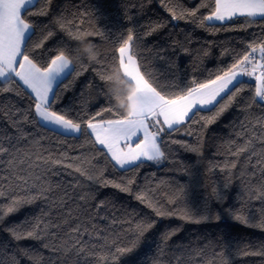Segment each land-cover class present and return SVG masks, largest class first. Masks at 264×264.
Returning <instances> with one entry per match:
<instances>
[{"label": "trees", "instance_id": "1", "mask_svg": "<svg viewBox=\"0 0 264 264\" xmlns=\"http://www.w3.org/2000/svg\"><path fill=\"white\" fill-rule=\"evenodd\" d=\"M215 0H36L22 55L70 72L48 108L80 126L42 124L17 78L0 79V264H264V103L244 78L162 130L159 160L120 168L87 131L128 118L143 78L168 101L264 50V16L211 23Z\"/></svg>", "mask_w": 264, "mask_h": 264}, {"label": "crops", "instance_id": "2", "mask_svg": "<svg viewBox=\"0 0 264 264\" xmlns=\"http://www.w3.org/2000/svg\"><path fill=\"white\" fill-rule=\"evenodd\" d=\"M35 1L0 0V79L15 77L31 92L37 101L36 114L42 124L66 134H79V125L48 108L56 85L72 68L70 60L58 56L43 70L22 55L31 26L21 14ZM215 3L214 12L208 17L211 23H223L236 16H264V0H215ZM119 54L125 77L135 85V91L130 97L131 114L125 119L89 123L87 131L120 168L139 161L161 158L157 139L159 133L154 132L150 124L152 117L161 130L171 129L184 122L194 110L214 105L241 79L256 81L252 70L241 67L168 101L143 78L128 45H124ZM256 62V59H248L244 64L254 65Z\"/></svg>", "mask_w": 264, "mask_h": 264}, {"label": "built area", "instance_id": "3", "mask_svg": "<svg viewBox=\"0 0 264 264\" xmlns=\"http://www.w3.org/2000/svg\"><path fill=\"white\" fill-rule=\"evenodd\" d=\"M250 70L257 71L259 78H257V90H258V97L262 103H264V55L263 60L259 62L256 67H244Z\"/></svg>", "mask_w": 264, "mask_h": 264}, {"label": "rangeland", "instance_id": "4", "mask_svg": "<svg viewBox=\"0 0 264 264\" xmlns=\"http://www.w3.org/2000/svg\"><path fill=\"white\" fill-rule=\"evenodd\" d=\"M126 45H128V47H130V51H131V44L130 43H127ZM251 55H252V57H256L257 58L256 59L257 62H256V64L249 65V66L250 67H256L259 64L260 60L261 61L263 60L264 50L258 51L257 53H253ZM252 72H253V76L256 77V84H257V78H259V75L257 74V71L252 70ZM150 124H151L154 132L161 133V131H162L160 129L161 127H159V125H158V123H157V121H156V119L154 117L151 118Z\"/></svg>", "mask_w": 264, "mask_h": 264}]
</instances>
